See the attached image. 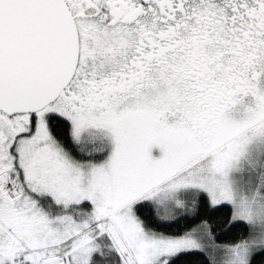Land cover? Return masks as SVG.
I'll list each match as a JSON object with an SVG mask.
<instances>
[{"label":"snow or ice","instance_id":"6c2138e0","mask_svg":"<svg viewBox=\"0 0 264 264\" xmlns=\"http://www.w3.org/2000/svg\"><path fill=\"white\" fill-rule=\"evenodd\" d=\"M0 264H264V0H0Z\"/></svg>","mask_w":264,"mask_h":264}]
</instances>
